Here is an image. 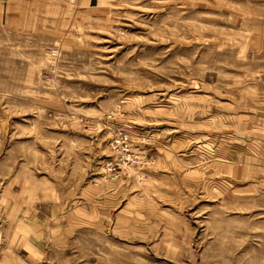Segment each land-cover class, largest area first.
Here are the masks:
<instances>
[{
    "label": "rangeland",
    "instance_id": "rangeland-1",
    "mask_svg": "<svg viewBox=\"0 0 264 264\" xmlns=\"http://www.w3.org/2000/svg\"><path fill=\"white\" fill-rule=\"evenodd\" d=\"M0 264H264V0H0Z\"/></svg>",
    "mask_w": 264,
    "mask_h": 264
},
{
    "label": "built area",
    "instance_id": "built-area-1",
    "mask_svg": "<svg viewBox=\"0 0 264 264\" xmlns=\"http://www.w3.org/2000/svg\"><path fill=\"white\" fill-rule=\"evenodd\" d=\"M121 141V143L123 144V140L119 139ZM126 150V149H125Z\"/></svg>",
    "mask_w": 264,
    "mask_h": 264
}]
</instances>
